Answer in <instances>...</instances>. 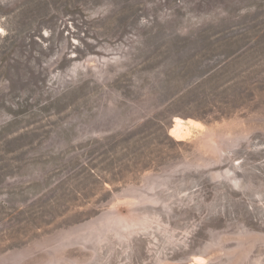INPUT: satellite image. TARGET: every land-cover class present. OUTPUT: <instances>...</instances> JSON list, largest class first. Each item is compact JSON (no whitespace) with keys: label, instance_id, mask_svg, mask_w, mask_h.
I'll use <instances>...</instances> for the list:
<instances>
[{"label":"rangeland","instance_id":"obj_1","mask_svg":"<svg viewBox=\"0 0 264 264\" xmlns=\"http://www.w3.org/2000/svg\"><path fill=\"white\" fill-rule=\"evenodd\" d=\"M0 27V264H264V0H0Z\"/></svg>","mask_w":264,"mask_h":264},{"label":"bare ground","instance_id":"obj_2","mask_svg":"<svg viewBox=\"0 0 264 264\" xmlns=\"http://www.w3.org/2000/svg\"><path fill=\"white\" fill-rule=\"evenodd\" d=\"M1 27H0V33H1ZM173 135L177 137L178 139H181L184 134L187 133V127L184 124V121L182 120H176V127L173 130Z\"/></svg>","mask_w":264,"mask_h":264}]
</instances>
